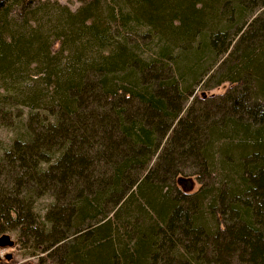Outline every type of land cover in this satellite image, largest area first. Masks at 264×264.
I'll use <instances>...</instances> for the list:
<instances>
[{
	"label": "trees",
	"instance_id": "trees-1",
	"mask_svg": "<svg viewBox=\"0 0 264 264\" xmlns=\"http://www.w3.org/2000/svg\"><path fill=\"white\" fill-rule=\"evenodd\" d=\"M0 91L5 127L29 110L0 225L36 264H264V0H0Z\"/></svg>",
	"mask_w": 264,
	"mask_h": 264
},
{
	"label": "rangeland",
	"instance_id": "rangeland-1",
	"mask_svg": "<svg viewBox=\"0 0 264 264\" xmlns=\"http://www.w3.org/2000/svg\"><path fill=\"white\" fill-rule=\"evenodd\" d=\"M43 3H57L61 6L68 7L72 12H75L79 9L81 6V3L83 0H41ZM146 30H142V35L140 33V37H134V42L137 45H154V41L150 37L146 36ZM145 35V36H144ZM152 42V43H150ZM147 49L143 47V51H146ZM146 54H148L146 52ZM230 85L228 83H224L221 86L214 88L209 91H202L201 85L196 86L194 89V97H191L188 99L186 106L188 107L190 104L193 103L194 99L198 103L199 106L206 105V103H209L210 101H213L214 99L219 98L220 96L224 95L229 89ZM0 95H3V92L0 91ZM2 98V97H1ZM3 99V98H2ZM199 108V107H197ZM8 108H2L0 106V156L3 154V152L11 146L12 142L15 139L27 138L26 133V120H27V114L29 112L28 109H11L10 114L7 117L6 120L11 123V127L7 128L4 126L5 121H3L5 118L4 113L7 112ZM20 116V117H18ZM185 182L188 183L185 188L186 190H192L191 192H195L199 189V184L194 181V179L185 180ZM178 188L183 189L179 184H177ZM192 187V188H191ZM38 210L39 213H44V210L49 205V200L46 198L41 199L38 201ZM0 225V228L2 229V233H0V239L3 237H7L8 240L13 244L10 247H1L0 246V262L3 264H36L39 256H32L33 249L28 248V245L24 242V235L19 234L18 230H9L8 224ZM23 238H22V237ZM46 263V262H44Z\"/></svg>",
	"mask_w": 264,
	"mask_h": 264
},
{
	"label": "water",
	"instance_id": "water-1",
	"mask_svg": "<svg viewBox=\"0 0 264 264\" xmlns=\"http://www.w3.org/2000/svg\"><path fill=\"white\" fill-rule=\"evenodd\" d=\"M13 244L8 240V238L6 237H3L2 239H0V246L1 247H10L12 246Z\"/></svg>",
	"mask_w": 264,
	"mask_h": 264
}]
</instances>
